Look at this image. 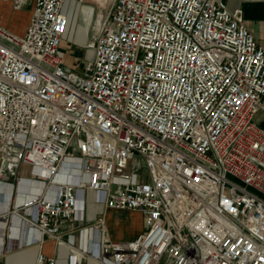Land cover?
Returning a JSON list of instances; mask_svg holds the SVG:
<instances>
[{
	"label": "built area",
	"instance_id": "obj_1",
	"mask_svg": "<svg viewBox=\"0 0 264 264\" xmlns=\"http://www.w3.org/2000/svg\"><path fill=\"white\" fill-rule=\"evenodd\" d=\"M10 1L32 13L23 35L0 25V215L36 230L31 241L63 242L92 191L147 228L116 240L102 215L80 227L70 264L80 252L100 264H264V46L241 9L116 0L75 75L60 50L65 0Z\"/></svg>",
	"mask_w": 264,
	"mask_h": 264
},
{
	"label": "crops",
	"instance_id": "obj_2",
	"mask_svg": "<svg viewBox=\"0 0 264 264\" xmlns=\"http://www.w3.org/2000/svg\"><path fill=\"white\" fill-rule=\"evenodd\" d=\"M223 1L226 2L231 10L241 9L246 25L264 46V0ZM115 2L116 0H65L62 10L67 16V26L61 42L67 41L69 45L71 44L76 47L82 55L84 64L94 57L93 50L89 49L87 44L101 34L108 20L107 15L112 12ZM103 7H105L106 12L103 11ZM2 9H4V13L0 12V25L17 35H23L30 21L32 7L29 6L26 9L19 10L14 7L10 0H0V10ZM13 15L23 16L21 26H15L12 18ZM60 50L63 57H65V52L61 46ZM64 66L68 72L75 75H81L85 70V68L83 70H75L65 62ZM255 122L264 128V105L257 113ZM22 169L24 172L26 171L25 173L29 172V174H23ZM20 171L22 175H30V169L26 165H22ZM11 180L13 181L14 178H11ZM21 186L20 190L13 196V207H20L25 199L27 190L23 188V185ZM6 188L5 184L0 187V197L4 196ZM52 192L50 190L49 194H52ZM120 212L123 213V211L106 209L104 205L97 202L95 193L87 191L84 201V221L80 225L87 226L93 224L100 216L105 215L106 230L111 238L116 240L129 239L140 233L141 231H136V228L141 227L144 219L139 211H131V215L129 216L133 225L135 224V229L133 227L129 234L136 231L135 234L119 237V233H115L112 230L114 223L108 220V217H115L117 222H119L123 217ZM14 218L15 220H13ZM2 220H4L5 224L3 228L1 226L3 224H0V234L2 233L4 240L3 244L0 243V264H36L39 253H44L48 257L55 258L56 264H70L71 254L76 253L75 248L84 243L80 232L81 226L79 225L80 227H78L79 222H75L76 228H72V224H70L72 220L62 226L63 242H57L48 235H44L41 240L31 241L37 238L38 233L33 228L31 229L22 224L19 216H7L5 219L0 215V222ZM71 234L73 235L74 246L67 242ZM90 236L94 239L96 236L98 237V234L91 233ZM78 262L81 264H100L95 259L81 252L79 253Z\"/></svg>",
	"mask_w": 264,
	"mask_h": 264
},
{
	"label": "rangeland",
	"instance_id": "obj_3",
	"mask_svg": "<svg viewBox=\"0 0 264 264\" xmlns=\"http://www.w3.org/2000/svg\"><path fill=\"white\" fill-rule=\"evenodd\" d=\"M103 11L106 12L105 7H103ZM0 12L4 13V9L0 10ZM107 19L110 18L111 13H109L107 15ZM23 16H18V15H13V22L15 23L16 27L21 26V22H22V18ZM95 30V28H94ZM61 48L64 50L65 52V57H64V62L71 66L72 68H74L75 70H83L85 68V64H84V60L82 58V55L80 54V51L77 50L76 47H74L73 45H69V43L67 41H62L60 44ZM23 174H29V172L25 173L24 170L22 169ZM131 211H123V213L120 212L121 215H123L122 219L119 220V222H117V220L115 219V217L109 216L108 220L112 221L114 223V226L112 227V230L115 233H119V237H127V236H131L132 234H135V232L137 230L139 231H145L146 230V224L145 222H143V224L141 225V227H137L136 231L132 234L131 230L134 227L135 229V224L133 225V223L131 222V219H129V216L131 215L130 213ZM138 231V232H139Z\"/></svg>",
	"mask_w": 264,
	"mask_h": 264
},
{
	"label": "bare ground",
	"instance_id": "obj_4",
	"mask_svg": "<svg viewBox=\"0 0 264 264\" xmlns=\"http://www.w3.org/2000/svg\"><path fill=\"white\" fill-rule=\"evenodd\" d=\"M71 166V164L68 162V161H65V163H64V165H63V168H62V174H65V172H67V170H69V167ZM43 174H47L46 172H44ZM63 178V177H62ZM33 181V183L35 184V185H39V184H41V182H39L38 181V179H34V180H32ZM17 219V218H16ZM13 220H15V218L13 219ZM18 220V219H17ZM3 221V222H2ZM1 222H0V224L2 223L3 225H1L2 226V228H3V226H4V220H2ZM13 225V224H12ZM15 226H17V225H15ZM0 243H3V238H2V233L0 234Z\"/></svg>",
	"mask_w": 264,
	"mask_h": 264
}]
</instances>
